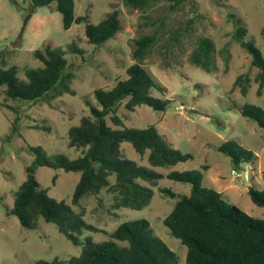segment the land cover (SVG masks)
<instances>
[{
	"label": "rangeland",
	"instance_id": "obj_1",
	"mask_svg": "<svg viewBox=\"0 0 264 264\" xmlns=\"http://www.w3.org/2000/svg\"><path fill=\"white\" fill-rule=\"evenodd\" d=\"M114 9L120 11L121 30L94 48L86 42L85 23H75L65 29L62 14L47 6L37 7L27 20L33 11L29 0H0L1 66L15 65L18 76L26 79V68L42 65L35 52L44 50L50 43L54 49L66 52L68 61L75 64L76 74L72 82L75 93L51 100L35 103L8 99L4 88L0 90V264H34L41 259L80 255L83 246L74 244L54 223L39 216L36 226L27 228L15 214L9 213L15 191L26 179V167L35 159L27 145H41L50 155L63 154L76 159L81 152L67 144L70 127L90 114L89 103H97L96 88L111 87L125 77L126 68L136 60L135 40L145 35H155L156 39L143 65L166 86L164 93L154 89L153 94L172 101L164 111L146 104L129 111L124 102L119 108L124 124L137 128L155 124L175 148L193 155L192 159L176 165L157 168L160 172L166 175L174 170H200L204 185L222 192L230 203L250 216L264 219V206L256 205L248 193L249 187L261 189L264 184V129L232 106L235 101L264 107V88L259 93L256 82L258 69L251 64L249 52L233 37L241 19L248 29V38L264 54L262 0H193L177 9L163 1L147 11L130 7L124 0H76V14L87 15L94 24ZM201 35L210 37L217 49L215 69L211 72L189 60ZM72 44L85 49V54L68 52ZM242 74L248 80L236 84ZM109 123L112 124L110 119ZM230 139L253 150L258 156L256 161L235 167L230 156L218 149ZM121 148L127 158L150 167L147 156H141L130 142H123ZM36 176L50 196L70 200L81 173L41 166ZM111 179L114 182L115 176ZM142 182L154 194L141 209L115 207V194L107 189L85 196L80 205L74 206L100 229L84 230L82 239L92 236L95 241H104L121 223L146 219L152 235L175 252L177 258L173 264H186L187 247L164 224L177 198L162 192L161 188L189 196L192 184L167 176L155 184Z\"/></svg>",
	"mask_w": 264,
	"mask_h": 264
},
{
	"label": "trees",
	"instance_id": "obj_2",
	"mask_svg": "<svg viewBox=\"0 0 264 264\" xmlns=\"http://www.w3.org/2000/svg\"><path fill=\"white\" fill-rule=\"evenodd\" d=\"M124 1L128 6L141 11H147L163 1L169 2L172 9H177L185 2H193ZM29 2L33 11L27 20L37 7L47 6L62 14L65 29L75 23H85L86 42L94 45V48L105 44L122 28L118 9L110 11L100 22L94 24L87 15L76 14V0ZM262 2L264 7V0ZM247 35V27L238 19L233 37L249 52L251 64L258 69L256 82L259 93H262L264 54ZM155 39V35L136 39L133 52L136 60L126 68L125 77L119 78L111 87L95 89L97 103H89L90 114L82 117L80 123L70 127L68 131V146L81 152L76 159L63 154L50 155L41 145H27L35 159L26 167V179L15 191L14 205L9 213L15 214L27 228H34L36 219L42 216L47 222L54 223L74 244L83 246L80 255L68 259H41L34 264H173L177 258L175 252L163 240L152 235L148 220L123 222L104 241H95L92 236L82 239L84 230L100 229L85 219L84 212H78L74 208L81 204L85 196L99 194L107 189L115 194V207L141 209L150 202L154 194L153 189L142 181L155 184L164 176L192 184L189 196L161 188L162 192L177 198L172 211L164 218V224L187 247L186 264H264V219L250 216L230 203L222 192L204 185V174L200 170H174L166 175L160 172L157 168L176 165L192 159L193 155L175 148L155 124L143 128L124 124L123 116L119 113L124 102L129 111H135L143 104L164 111L172 101L153 94L154 89L164 93L166 86L158 82L142 62ZM216 50L215 42L210 37L201 35L189 60L211 72L215 69ZM85 51L75 44L68 48V52L81 55ZM65 54L66 52L56 50L47 43L44 50L35 52L42 65L26 68V79L18 76L15 65L7 68L0 65V90L4 88L8 99H23L35 103L44 99L51 100L65 93L74 94L72 82L76 75L75 64L69 62ZM244 80H248V76L239 75L236 84H241ZM243 88L246 93L244 85ZM232 106L264 129V107L248 102L238 104L235 101H232ZM123 142H130L141 156H147L150 167L141 166L127 158L121 148ZM218 149L230 156L235 167L253 163L258 158L253 150L233 139L224 141ZM41 166L81 173L70 200H58L42 188L36 176ZM204 168H209V165H204ZM112 176H115L114 182ZM262 178L264 180V173ZM248 193L256 205L264 206V184L261 189L249 187Z\"/></svg>",
	"mask_w": 264,
	"mask_h": 264
},
{
	"label": "water",
	"instance_id": "obj_3",
	"mask_svg": "<svg viewBox=\"0 0 264 264\" xmlns=\"http://www.w3.org/2000/svg\"><path fill=\"white\" fill-rule=\"evenodd\" d=\"M243 177H246V175H243Z\"/></svg>",
	"mask_w": 264,
	"mask_h": 264
}]
</instances>
